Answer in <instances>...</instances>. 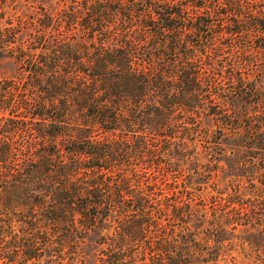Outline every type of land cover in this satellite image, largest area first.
Segmentation results:
<instances>
[{
    "label": "trees",
    "instance_id": "1",
    "mask_svg": "<svg viewBox=\"0 0 264 264\" xmlns=\"http://www.w3.org/2000/svg\"><path fill=\"white\" fill-rule=\"evenodd\" d=\"M59 1L0 30V264H216L241 194L200 158L264 157V0Z\"/></svg>",
    "mask_w": 264,
    "mask_h": 264
},
{
    "label": "rangeland",
    "instance_id": "2",
    "mask_svg": "<svg viewBox=\"0 0 264 264\" xmlns=\"http://www.w3.org/2000/svg\"><path fill=\"white\" fill-rule=\"evenodd\" d=\"M60 6L59 0H0V30L8 28L10 24L16 26L28 18H41L43 12L40 7L52 14ZM15 75V64L5 57H0V80ZM262 88L264 94V85ZM263 110L264 96L263 104L259 106L260 113L264 114ZM206 124L211 126L210 120H207ZM237 142L235 141L234 144ZM200 146L207 147L203 143ZM225 152L226 160L216 165L207 163L204 157L200 158L203 169L200 170L198 177L203 181L211 178L200 195L207 198L211 192L209 187L212 188L213 185L220 190L229 188L228 191L230 188L237 187L241 195L235 199L240 205H233L230 208L236 210L237 220H241L240 222L245 226L226 234L225 238L226 242H229V247L219 255L216 264H264V157L258 156L257 151L236 148L232 144ZM199 153L203 154L201 148ZM210 171L212 174H209ZM204 200L207 201V199Z\"/></svg>",
    "mask_w": 264,
    "mask_h": 264
}]
</instances>
